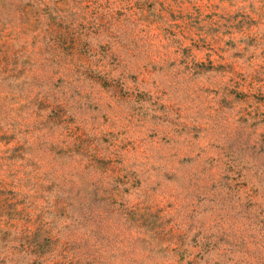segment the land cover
Wrapping results in <instances>:
<instances>
[{"label": "rangeland", "instance_id": "374dc122", "mask_svg": "<svg viewBox=\"0 0 264 264\" xmlns=\"http://www.w3.org/2000/svg\"><path fill=\"white\" fill-rule=\"evenodd\" d=\"M0 264H264V0H0Z\"/></svg>", "mask_w": 264, "mask_h": 264}]
</instances>
